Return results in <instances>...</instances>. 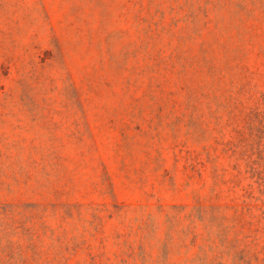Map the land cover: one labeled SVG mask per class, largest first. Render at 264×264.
<instances>
[{
  "label": "rangeland",
  "instance_id": "1",
  "mask_svg": "<svg viewBox=\"0 0 264 264\" xmlns=\"http://www.w3.org/2000/svg\"><path fill=\"white\" fill-rule=\"evenodd\" d=\"M0 264H264V0H0Z\"/></svg>",
  "mask_w": 264,
  "mask_h": 264
}]
</instances>
